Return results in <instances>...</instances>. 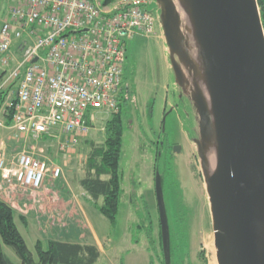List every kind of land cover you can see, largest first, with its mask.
I'll return each mask as SVG.
<instances>
[{
  "label": "rangeland",
  "instance_id": "obj_1",
  "mask_svg": "<svg viewBox=\"0 0 264 264\" xmlns=\"http://www.w3.org/2000/svg\"><path fill=\"white\" fill-rule=\"evenodd\" d=\"M11 6L10 0H0V31ZM187 25L186 21L182 24L185 34ZM156 28L151 37L136 36L127 43L123 87L128 89L130 101L122 116L123 195L114 226L96 209L80 181L86 176V163L93 148L91 143L104 144L112 115L98 112L87 137L75 148L62 152L57 140L35 142L32 138L14 137L6 123V107L13 97L9 94L16 88L10 89L5 102L0 103V156L12 158L20 151L33 148L37 154L43 153L51 168L63 171L59 179L48 175L45 180L44 189L57 188L52 194L40 195L39 190L0 180V197L14 208L17 226L24 233L36 261L38 241L46 249L50 241L59 240L98 244L102 255L97 264H151L152 259L154 264H164L155 189L158 174L165 200L170 264H211L210 249L215 247V237L210 199L194 141L198 137L199 118L190 99V90L185 95L175 83L170 51L159 22ZM12 56L15 59L8 65L2 64L0 56V87L7 86H3L5 80L15 71L20 58L18 47L14 46ZM184 73L193 88L192 77L185 69ZM174 146L181 147L179 153L174 151ZM60 194L68 196L70 201L65 215L59 214L64 208ZM136 224L142 225L143 230L136 234L139 242L134 244L131 228ZM148 230L151 239L147 238ZM2 247L13 263L21 264L13 248L4 243Z\"/></svg>",
  "mask_w": 264,
  "mask_h": 264
},
{
  "label": "water",
  "instance_id": "obj_2",
  "mask_svg": "<svg viewBox=\"0 0 264 264\" xmlns=\"http://www.w3.org/2000/svg\"><path fill=\"white\" fill-rule=\"evenodd\" d=\"M155 1L175 83L185 95L190 90L199 118L194 141L210 199L217 263L264 264V25L259 3ZM213 150L214 169L208 159ZM161 180L157 174L164 257L170 264Z\"/></svg>",
  "mask_w": 264,
  "mask_h": 264
},
{
  "label": "built area",
  "instance_id": "obj_3",
  "mask_svg": "<svg viewBox=\"0 0 264 264\" xmlns=\"http://www.w3.org/2000/svg\"><path fill=\"white\" fill-rule=\"evenodd\" d=\"M10 1L0 31L1 62L15 59L14 46L20 58L3 85L19 81L9 94L18 99L9 129L15 138L57 140L62 152L69 151L87 137L98 112L118 113L127 43L155 34L156 1ZM62 174L33 148L0 156V180L7 184L40 190L48 175Z\"/></svg>",
  "mask_w": 264,
  "mask_h": 264
},
{
  "label": "trees",
  "instance_id": "obj_4",
  "mask_svg": "<svg viewBox=\"0 0 264 264\" xmlns=\"http://www.w3.org/2000/svg\"><path fill=\"white\" fill-rule=\"evenodd\" d=\"M118 0H104V5H113ZM261 13L262 24H264V0H257ZM6 73V72H4ZM0 77V85H1ZM18 80L12 85L0 91V103H4L7 99L8 91L16 88ZM16 91V89H15ZM128 89L122 90L120 95V103L118 105V113H113L107 125V138L104 144L94 145L89 154L86 163V176L80 180L81 187L90 196L96 209L103 214L111 225L117 221L120 207V200L123 195L121 189V167L122 159V141L124 136L122 116L124 107L129 105ZM17 96L13 95L11 101L6 107V115L8 116L7 125H11L14 118L15 108L17 106ZM108 179H103V177ZM102 200V201H101ZM101 201V203H100ZM23 224L26 226V220L22 217ZM141 226V229L139 228ZM143 230L142 225L136 224L131 228L132 241L134 244L139 242L137 233ZM162 243L163 246V234ZM147 238L151 239L150 230L147 232ZM151 241V240H150ZM2 243L13 248L20 259L21 264H97L101 257V250L94 244H78L73 242L50 241L48 247L44 249L42 242L38 241L35 246L38 261L35 260L34 254L29 250L27 241L24 239L17 227L14 208L0 198V264H16L13 263L3 252ZM164 251V246H163ZM163 256L164 253H163ZM166 259V257H165ZM151 264H154L152 259ZM166 260H165V263Z\"/></svg>",
  "mask_w": 264,
  "mask_h": 264
},
{
  "label": "crops",
  "instance_id": "obj_5",
  "mask_svg": "<svg viewBox=\"0 0 264 264\" xmlns=\"http://www.w3.org/2000/svg\"><path fill=\"white\" fill-rule=\"evenodd\" d=\"M43 154V153H42ZM42 154H38V156L39 155H41V157H43L44 155H42ZM43 158H45V157H43ZM61 189H62V187H61ZM57 190V188H52V189H41V190H39V191H37V193L38 194H40V195H44V194H52V192L54 191H56ZM60 189H58V191H59ZM34 192V191H33ZM62 192H66L65 190H62ZM85 192V191H84ZM87 194V193H86ZM68 195V194H67ZM88 195V194H87ZM89 196V195H88ZM1 198V197H0ZM60 198L63 200V204H64V208L60 211L61 213H59V214H67V210L69 209V206H70V201L67 199L68 198V196H64V195H61L60 194ZM2 200H4L3 198H1ZM5 201V200H4ZM6 202V201H5ZM18 227V226H17ZM28 227V226H27ZM19 229V228H18ZM20 232H21V234L23 235V237H24V239H25V236H24V233L20 230ZM27 241V240H26ZM98 248H99V245L97 244L96 245ZM100 250H101V248H99ZM101 254H102V252H101Z\"/></svg>",
  "mask_w": 264,
  "mask_h": 264
},
{
  "label": "bare ground",
  "instance_id": "obj_6",
  "mask_svg": "<svg viewBox=\"0 0 264 264\" xmlns=\"http://www.w3.org/2000/svg\"><path fill=\"white\" fill-rule=\"evenodd\" d=\"M181 11V10H180ZM181 15L183 16L182 12H181ZM183 19L185 20V17L183 16ZM208 99V98H207ZM209 101V99H208ZM208 159H209V163L211 164V168L214 169V167L216 166V152L213 150L212 153H210L208 155ZM214 246V245H213ZM211 247L210 249V252H211V255H212V262L211 264H218L217 263V258H216V255H215V252H216V249L215 247Z\"/></svg>",
  "mask_w": 264,
  "mask_h": 264
},
{
  "label": "flooded vegetation",
  "instance_id": "obj_7",
  "mask_svg": "<svg viewBox=\"0 0 264 264\" xmlns=\"http://www.w3.org/2000/svg\"><path fill=\"white\" fill-rule=\"evenodd\" d=\"M166 116V115H165ZM196 133V132H195ZM175 148H176V146H174ZM173 148V147H172ZM175 148H174V150H175Z\"/></svg>",
  "mask_w": 264,
  "mask_h": 264
}]
</instances>
